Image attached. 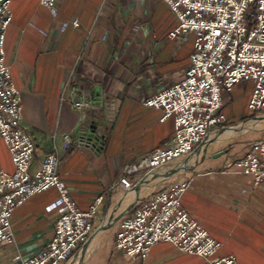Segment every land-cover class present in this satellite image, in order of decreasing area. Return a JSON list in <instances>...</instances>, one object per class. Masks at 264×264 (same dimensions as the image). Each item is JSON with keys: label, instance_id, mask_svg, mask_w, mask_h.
<instances>
[{"label": "crops", "instance_id": "obj_1", "mask_svg": "<svg viewBox=\"0 0 264 264\" xmlns=\"http://www.w3.org/2000/svg\"><path fill=\"white\" fill-rule=\"evenodd\" d=\"M11 11L6 62L21 94L24 129L36 144L30 173L34 175L46 155L57 150L60 179L81 211H89L98 197H105L99 228L115 209L120 214L130 204L125 198L128 191L120 186L123 169L175 136L174 117L163 121L161 111L142 104L139 92L154 95L181 81L194 44L167 39L178 22L162 0H58L56 17L40 0H13ZM73 20L78 21L77 28ZM64 23L69 25L60 32ZM135 27L140 30L135 32ZM76 91L90 100V108H74ZM233 94L223 111L233 103ZM249 116L240 115L225 126ZM65 135L85 146L74 142L64 152ZM228 138L220 136L209 144L194 169L147 189L150 192L144 190L133 208L93 241L91 250L88 246L84 264H209L166 242L155 245L144 261L116 250L120 223L144 198L183 183L188 188L182 207L221 244L215 256L235 257L236 264H264V182L254 186L251 178L233 173L234 162L255 142L246 134ZM220 152L224 154L214 158ZM0 170L15 171L1 136ZM146 174L130 176L133 186ZM60 214L55 188L18 207L11 218L15 244H0V264H20L37 256L50 241ZM74 264H81L80 259Z\"/></svg>", "mask_w": 264, "mask_h": 264}, {"label": "built area", "instance_id": "obj_2", "mask_svg": "<svg viewBox=\"0 0 264 264\" xmlns=\"http://www.w3.org/2000/svg\"><path fill=\"white\" fill-rule=\"evenodd\" d=\"M12 1L0 0V136L15 169L13 174L0 170V244H15L11 223L14 211L31 197L55 188L61 214L53 235L44 250L20 264H71L97 230L105 197H98L89 211H81L60 179L61 156L57 150L46 155L34 175L30 173L36 144L24 129L21 94L12 83L6 62V34L13 21ZM162 1L178 22L167 39L184 44L195 35L194 51L181 81L154 95L139 92L142 104L161 111L163 121L174 117L175 136L162 148L123 169L120 186L125 191L133 187L130 176L188 158L211 133L225 128L223 108L236 86L252 81L248 113L252 118L264 114V0ZM40 5L53 17L57 16L58 0H40ZM71 24L79 26L77 20ZM68 25L62 24L60 32ZM133 30L138 32L140 28ZM74 95L76 110L91 107L88 98L77 91ZM74 142L79 148L85 146L84 142L65 135L62 150L68 152ZM234 167V174L251 178L254 186L264 182V140L255 142L234 162ZM187 188V183L171 184L147 195L134 214L120 223L116 250L133 260L144 261L155 245L166 242L179 252L198 256L209 264H236L235 257L215 256L221 244L183 209L181 199Z\"/></svg>", "mask_w": 264, "mask_h": 264}, {"label": "water", "instance_id": "obj_3", "mask_svg": "<svg viewBox=\"0 0 264 264\" xmlns=\"http://www.w3.org/2000/svg\"><path fill=\"white\" fill-rule=\"evenodd\" d=\"M248 131L261 132L264 131V114L258 115L251 119H247L235 125H231L211 133L202 144L186 159L170 164L162 169L148 172L143 178H141L126 194L125 198L130 201V204L120 213L115 209L109 218L100 226L94 234L91 235L89 241L82 246L79 252L76 254L74 260L80 259L81 264H84V256L88 243L102 236L112 225L119 222L122 217L127 214L135 205V203L141 198V194L144 190L157 187L158 185L167 182L168 180L177 177L187 171L194 169L206 156L207 147L209 144L218 140V138L225 133H231L228 139L238 135L246 134ZM224 152H220L214 155V158L222 156ZM73 260V261H74Z\"/></svg>", "mask_w": 264, "mask_h": 264}, {"label": "rangeland", "instance_id": "obj_4", "mask_svg": "<svg viewBox=\"0 0 264 264\" xmlns=\"http://www.w3.org/2000/svg\"><path fill=\"white\" fill-rule=\"evenodd\" d=\"M195 40H196L195 35L190 36L189 38L190 45H193ZM253 87H254L253 82L249 81V82H244L235 88L234 94H233V103L229 105L223 111V114L226 117V121H232L236 117H239L240 115H245L248 113L247 98L251 94ZM251 118L252 117L249 116L248 119H251ZM242 121H245V120H242ZM237 123H240V122H237ZM235 124H232V125H235ZM246 136L249 138L251 142H257V141H260V139L264 140V131H261V132L248 131L246 133Z\"/></svg>", "mask_w": 264, "mask_h": 264}, {"label": "bare ground", "instance_id": "obj_5", "mask_svg": "<svg viewBox=\"0 0 264 264\" xmlns=\"http://www.w3.org/2000/svg\"><path fill=\"white\" fill-rule=\"evenodd\" d=\"M222 137H230V136H232V134L231 133H225V134H222L221 135ZM149 190V189H148ZM148 190H146V191H148ZM127 205V203L125 204V206ZM124 206V207H125ZM124 209V208H123ZM96 232V231H95ZM90 245V246H89ZM88 246L90 247V250H91V248L93 247V241H91V242H89L88 243ZM88 248V247H87ZM87 250V249H86ZM87 252H85V256H84V260L86 259V256H87ZM79 259H76V260H74L71 264H74V263H77V261H78ZM81 263H82V261H81Z\"/></svg>", "mask_w": 264, "mask_h": 264}]
</instances>
